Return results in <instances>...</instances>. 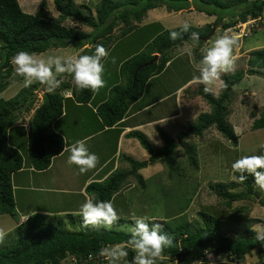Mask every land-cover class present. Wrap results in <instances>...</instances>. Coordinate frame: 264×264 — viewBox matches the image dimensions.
Returning <instances> with one entry per match:
<instances>
[{
	"label": "trees",
	"instance_id": "1",
	"mask_svg": "<svg viewBox=\"0 0 264 264\" xmlns=\"http://www.w3.org/2000/svg\"><path fill=\"white\" fill-rule=\"evenodd\" d=\"M53 4L57 17L50 16L42 9L34 14H28L22 10L18 0H0V89H4L11 80L13 67L10 61L20 50L42 54L68 46L77 51L90 45V49L85 48L80 54L91 55L97 44H102L106 49L110 46L113 29L122 28L119 35L125 36L136 27V23L142 22L148 11L157 8H164L167 12H180L192 6L199 13L215 17L213 27L191 26L189 32L183 34V39L174 41L169 39L170 30L159 31L148 44L147 51L141 59L131 58L123 65L120 76L125 84L114 85L110 89L108 99L96 110L107 128H112L124 118L129 105L142 96L148 80L163 73L169 62L167 53L170 49L185 43H196L190 39L191 32L200 34V40L196 44L201 47L203 45L201 38L218 25L223 32L240 22L260 21L264 16V0H101L96 4L94 14L88 6H75L71 0H53ZM67 19L78 21L88 31L64 25L63 21ZM247 37L244 36L242 40ZM155 54L159 55L156 62L141 67ZM199 57L202 58V54ZM262 71L264 47L249 52L246 69L242 68L221 76L227 87L222 88L217 97L212 91L205 92L204 85H201L194 94L200 96L210 106V112L201 113L195 123L184 126L177 140L170 138L163 129L156 126L157 134L164 143L162 150L155 149L142 132L128 134L139 142L150 155V159L134 161L127 158L130 165L129 173L116 171L106 182H92L86 187L87 193H95L100 200H111L129 175L135 177L138 184L143 185L140 170L148 168L154 161L162 158L171 174L174 168H178L174 157L176 149L187 147L184 139L189 136L201 137L212 127L223 138L237 146L238 136L227 120L230 113L228 107L234 95L233 89L246 75L261 74L264 78ZM64 76L68 77L67 81L62 79ZM18 79L23 80L21 77ZM60 79L62 80L60 86L52 93H43L37 107H34L37 101L34 91L43 87L39 82L25 87L9 100L0 99L1 215L17 214L11 177L23 169L21 152L26 153L28 164L38 172L48 169L52 159L62 153L63 138L54 130L53 125L63 114L65 101L63 93L71 91L75 102L84 105L89 103L95 94L91 89L78 90L71 85L72 78L68 74ZM112 93L114 94L111 95ZM15 110L18 111L15 113ZM30 111L31 116L24 117ZM255 116L254 112L250 114L253 120L251 128L264 129V110L257 118ZM18 121L21 133L9 138L10 129H14ZM187 159L195 164L191 155H188ZM239 184L243 186L244 191L237 193L230 192L223 183L214 186L217 195L224 200V205L229 208L233 203L244 201L250 195H254L256 203L264 209V199L260 198L261 195L258 194L260 189L255 185L253 178L249 176L243 184ZM200 217L203 224L197 228H192L187 220L171 226L163 219H155L164 224V232L173 236V246L165 248L163 259L158 260L157 264L182 262L190 255H194L195 264H200V261L204 264L207 250L229 258L232 262L241 263L255 249L259 250L260 262L264 264V244L256 241L255 231L251 226L246 229L245 234L225 235L221 221L206 213H202ZM27 218L18 222L13 229V245L0 249V264H64L69 259L70 264H108V261L99 255L100 250L129 238L128 233L120 230L83 229L80 227L82 222L80 215L73 213H34ZM124 222L125 220L120 218L119 224ZM128 252V256L123 259L130 264L135 253L131 249Z\"/></svg>",
	"mask_w": 264,
	"mask_h": 264
},
{
	"label": "rangeland",
	"instance_id": "2",
	"mask_svg": "<svg viewBox=\"0 0 264 264\" xmlns=\"http://www.w3.org/2000/svg\"><path fill=\"white\" fill-rule=\"evenodd\" d=\"M100 1L71 0L75 6H88L92 10V14H94L93 11L96 4ZM18 2L26 13L34 14L42 9L50 16L57 17L53 0H18ZM214 21L215 17H208L204 13H199L192 6L180 12H167L164 8H157L147 12L142 22L136 23V27L125 36L119 35L122 28L113 29L111 34L113 38L107 48L109 56L102 61L104 64L103 79L105 86L99 90V97L108 82L115 81L116 83L125 84L123 79L119 78L120 70L124 68L123 65L131 58L141 59L147 51L148 44L152 42L153 37L159 31L177 29L179 28L178 25L184 22H188L191 26L197 28H206L207 26H212ZM63 24L88 31L86 27L73 19H67L63 21ZM251 24L252 27H249L250 25H239L240 28H237L239 30L237 32L229 31V34L235 36L239 41V47L234 48L233 52L234 56L237 57L235 71L242 68L246 69V60L249 52L264 47V16L260 21H254ZM223 33L220 30V25H218L209 39L203 41L201 47L197 46L196 43H185L182 46L170 49L167 53L169 62L165 70L158 79L154 78L145 87L144 95L139 102L140 105H150V109L145 113L147 119H160L164 115L168 117L175 114L176 111L183 115V118H178L169 127L170 129L173 128V130L167 128L169 134L176 137V140L180 129L182 130L184 126L190 123H195L201 113L210 112V106L200 96L194 94L201 85L195 84L192 80L194 76L199 75L195 71V65L201 59L199 57L202 54L201 50L210 47L215 38ZM210 34L211 31L206 36ZM245 34L248 37L240 41ZM85 48L90 49L91 46L81 48L79 50L80 53ZM70 53L69 50H52L39 55L43 57L59 56L69 58L71 57ZM113 57L115 58V63L112 62ZM261 76V74L246 75L241 83L233 89L234 95L228 107L230 113L227 120L238 136L237 146L223 138L213 127L204 132L201 137L190 136L186 140V148L178 147L176 149L174 157L178 168H174L171 174L163 158L156 160L148 168L140 170L143 176V185L133 184L126 194H120L112 201L120 218L125 220L124 223L119 224L118 222L114 225L113 230L127 233L126 229H121V225L130 224L133 212L136 215H148L154 219H163L171 226L184 223L187 220L192 228L200 227L203 224L200 215L206 213L222 222L225 235L245 234L249 226L254 231L257 224H264V209L256 203L254 195H250L244 201L235 202L228 208L224 205V200L217 195V190L214 187L218 183H223L230 192L244 191L243 186L241 187L239 182L233 179L232 163L243 155H264V129H252L253 120L250 117V114L254 112L257 118L259 113L264 110V78ZM18 78L14 76L13 72L12 78L5 88L0 89V99L9 100L17 96L18 92L25 88L23 87V80L21 81ZM70 82L73 85L72 79ZM179 88L182 91L178 90ZM221 90L222 88L218 87L212 92L217 97ZM34 92L36 93L34 95L35 99H37L34 107H37L42 99V87ZM31 114L32 111L25 114L24 117L28 118ZM77 121L79 122V119ZM151 130H148V133ZM154 134L155 136L152 139L148 136L146 137L150 141L152 140L154 144L155 141H159L158 147L156 146L155 149L162 150L164 143L156 133ZM109 135L111 136V134ZM106 136L108 135H99L94 139L98 142L90 141L86 143L89 152L95 153L99 158L96 167L90 169L87 174L95 171L113 154L114 146L111 143L113 140H111L110 136L103 140L102 138ZM150 137L152 136L150 135ZM135 142L139 143L137 140ZM138 146L142 148L141 145ZM185 149L188 152L187 155ZM21 154L25 163H28L26 153L22 151ZM69 155L70 151L56 160L55 165L58 167L53 168L51 174H59L58 170L60 172L68 171L69 167H71L70 171H73V168L79 169L76 165L68 164ZM188 155L194 158V165L188 161ZM149 159L150 155L146 160L148 161ZM111 165L112 163L104 171L109 169ZM26 174L29 176L28 172ZM82 176L85 177L86 173L82 174ZM54 177L55 180H59V177ZM83 177L80 178V182L76 185L71 183V187L79 186ZM129 179L136 181L135 177L133 178L132 176ZM12 183L13 185L16 184L17 187L13 189L17 214L13 216L0 214V227H4L9 233L4 243L0 244V249H6L13 245V229H15L19 221L25 220V218H21L22 215L32 211L43 212V209H45L43 204H46L44 200L41 204L36 201L38 193L22 191L21 187H18V177H15ZM258 194L261 195L260 198L264 199V191L259 190ZM80 201L77 197L73 204L79 205ZM75 221L77 222V218ZM260 250L262 251L263 249L261 248ZM259 254V250L255 249L241 263L232 262L229 258L226 259L229 264H263L260 262ZM219 257L221 255L211 253L214 264H221ZM208 260L209 257L206 255L204 264H208ZM70 262L71 259L65 261L64 264H70ZM195 263L194 255H190L182 262H174L173 264ZM119 264L127 263L122 258Z\"/></svg>",
	"mask_w": 264,
	"mask_h": 264
},
{
	"label": "clouds",
	"instance_id": "3",
	"mask_svg": "<svg viewBox=\"0 0 264 264\" xmlns=\"http://www.w3.org/2000/svg\"><path fill=\"white\" fill-rule=\"evenodd\" d=\"M20 7L22 6L20 5ZM254 21L256 20L240 22L235 26L236 28L223 31L224 33L218 35L210 47L201 50L202 58L195 65V71L199 75L194 76L193 80L204 85L205 92L213 91L218 87H227L221 76L235 71L237 57L234 56L233 52L234 48L239 47L238 39L230 35L229 31H239L237 29L240 28L239 25L252 27L251 23ZM178 27L179 31H169V39L174 41L183 39V34L189 32L191 25L184 22ZM190 39L198 43L200 34L191 32ZM108 56V50L102 44H97L93 54H80L69 58L43 57L36 53L20 50L11 58L10 63L13 66L14 76L23 78V87H30L33 83L39 82L44 86L46 92L52 93L62 83L60 77L68 74L78 90L91 89L97 92L105 86L102 61ZM112 62L115 63L114 57ZM63 94L66 95L65 92ZM67 162L69 165H76L79 168V174H85L96 167L99 158L95 153L89 152L84 140H78L71 146ZM231 169L233 179L243 184L251 176L255 185L264 191V155H243L232 163ZM78 215L81 217L80 227L83 229L100 230L103 228L111 231L120 220L111 200H100L95 193H87L86 189L85 200L80 205ZM131 221L128 225H121L122 230L126 229L129 238L122 243L102 248L99 255L104 257L108 264H119L122 258L128 256V250L131 249L135 255L130 264H157L158 260L163 259L165 248L173 246V236L164 232L163 223L157 222L148 215H136L133 212ZM254 231L256 241L264 244V224H257ZM8 234L4 227H0V244L4 243ZM206 255L209 257L208 264H214L211 252L206 251ZM219 259L221 264H229L224 256L219 257ZM200 264L203 262L200 261Z\"/></svg>",
	"mask_w": 264,
	"mask_h": 264
},
{
	"label": "crops",
	"instance_id": "4",
	"mask_svg": "<svg viewBox=\"0 0 264 264\" xmlns=\"http://www.w3.org/2000/svg\"><path fill=\"white\" fill-rule=\"evenodd\" d=\"M55 50H69L71 52L70 53L71 57L79 55L80 53V51L77 52L74 49H72L71 46H68L67 48L64 49H55ZM51 51L52 50H49L47 52H51ZM159 77L160 75L152 77L150 80H148L146 85H149L154 80V78L158 79ZM119 78L122 79L120 75ZM62 79L67 81L68 77L64 76ZM192 82H194L197 85H202L195 82L194 80H192ZM116 84L119 83H116L115 81L108 82L106 84V88L103 90L102 95L99 97L100 91L95 92L92 100L85 105L78 104L77 102H75L74 98L71 97L72 96L71 91L65 92L66 95H64L65 101H64L63 114L53 125L54 130L58 134H60V136L63 138L64 149L62 153L57 157H55L54 159H52V162L48 169L40 172L31 168V166L28 163H25V161L23 160V164H24L23 169L17 173H14L11 177L12 182L15 179V177H18V183H19L18 187H21L22 191L38 193L36 198L37 202H40L41 204L43 200L46 201V204H43V208H45L43 209V212L32 211L31 213L22 215L21 218L26 219L28 216L34 213H45V214L73 213L78 215L80 205L85 200V189L90 183L92 182L101 183L103 181L106 182L109 180L110 175H112L116 171L126 174L129 173L130 165L127 158H131L134 161H140V160L147 161L146 159L148 158L149 154L144 149L139 148L138 145L140 144L135 142L136 139L129 137L128 134L138 131L145 134V136L151 138L150 135L154 137L155 136L154 133L157 134L156 126H158L159 128L163 129V131L170 138L172 139L176 138L169 134L167 128H169L173 124V122L178 118L181 117L183 118V115L179 113V111H176L175 114L170 115L168 117L164 115V117L160 119L158 118L147 119L145 117V113L150 109V105L149 104L140 105L139 102L142 96L144 95V92L137 101L129 105L124 118L119 123H117L112 128L105 127L102 123L99 114H97L96 110L101 103L105 102L108 99L110 89ZM180 88L178 90H181ZM77 119H79V122L77 121ZM164 120L165 122L162 123ZM23 126L25 127L26 124H23ZM19 127H20V121L16 123V127L14 129H10L9 138L21 133L20 131L21 129ZM150 129L152 130L150 131V133H148L149 132L148 130ZM175 129L177 130V128ZM170 130H173V128ZM106 134L108 136H110L109 134H111L110 137L111 140H113V142L111 143L112 146H114L113 147L114 152L109 159L107 158L106 161L100 167L95 169V171H92L91 174H87L86 172V176L83 177L82 174H79V169L77 168H73V171H70L71 167H69L68 171L60 172L57 169L59 174H51L53 168L58 167L55 165L56 160L62 155H64L66 152L70 151L71 146L76 141L84 140L86 143H89L90 141L98 142L97 140L94 139H96L97 136L99 135H106ZM108 136L102 139L105 140L108 138ZM188 138H190V136L185 138V143ZM151 142L153 143L152 140ZM158 142L159 141H155V144L157 145L153 143V146H155V148L156 146L158 147ZM111 163L112 165L110 166V168L104 171V169H106ZM26 172L29 173V176L26 174ZM140 174H142L141 171ZM54 176L59 177V180L58 181L55 180ZM81 177H83V179L79 184V186L71 187V183L76 185L78 182H80L79 180ZM130 177L131 175L127 177V180L124 182L121 189L113 196L111 201H113L120 194H124V193L126 194V192L129 191V189L132 187L133 184L136 185L137 181L130 180L129 179ZM12 186L13 189L17 188L16 184L13 185L12 183ZM13 195H14V190H13ZM77 197L81 200L79 205L73 204V202L77 199Z\"/></svg>",
	"mask_w": 264,
	"mask_h": 264
},
{
	"label": "water",
	"instance_id": "5",
	"mask_svg": "<svg viewBox=\"0 0 264 264\" xmlns=\"http://www.w3.org/2000/svg\"><path fill=\"white\" fill-rule=\"evenodd\" d=\"M214 30H211V34L208 36H205L203 38H201L202 41H206L209 39V37L213 34ZM159 55L155 54L154 57L147 63L143 64L141 67H146V66H150L152 65L154 62H156L158 60ZM46 91L44 90V86L42 87V93H45ZM18 110H15L14 112L16 113Z\"/></svg>",
	"mask_w": 264,
	"mask_h": 264
}]
</instances>
